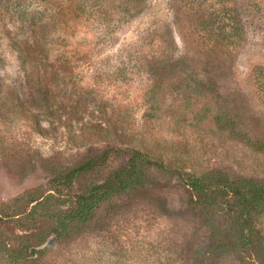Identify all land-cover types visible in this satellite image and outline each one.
<instances>
[{"label":"rangeland","instance_id":"rangeland-1","mask_svg":"<svg viewBox=\"0 0 264 264\" xmlns=\"http://www.w3.org/2000/svg\"><path fill=\"white\" fill-rule=\"evenodd\" d=\"M107 149V165L78 176L51 211L104 182L126 150L174 158L195 176L263 180L264 0H0V264H192L210 235L186 189L155 169L65 241L49 243L46 217L22 215L56 172ZM257 221L264 230V209Z\"/></svg>","mask_w":264,"mask_h":264},{"label":"trees","instance_id":"trees-1","mask_svg":"<svg viewBox=\"0 0 264 264\" xmlns=\"http://www.w3.org/2000/svg\"><path fill=\"white\" fill-rule=\"evenodd\" d=\"M167 62L160 61V67L167 68ZM150 66V63L144 65L146 73H150ZM126 151L130 153L127 161L112 171L104 182L73 196V206L69 210L51 211L49 200L68 198L73 181L80 175L105 167L113 150H103L66 173L56 172L49 182L51 189L38 198L29 197L27 200L29 209L24 210L22 215H26L25 219L34 216L46 217L52 222L50 230L52 239L49 243L65 241L70 235L69 227L89 222L100 206L130 197L146 188V184L149 183L146 172L148 169H155L174 177L176 183L186 189L188 192L186 207L189 213L204 229V238H207V234L210 235L207 243L203 245V241H200L193 249L192 264H205V259H208L206 264H210L212 254L219 256L227 253L239 256L252 255L258 264H264V230L257 221V216L264 209V179L234 177L221 170L195 176L185 173L178 166V160L174 158L165 164L151 158L148 153L138 150ZM20 200L15 203H19ZM219 218L231 221L227 232L223 233L216 226ZM232 227L234 233H231ZM207 245L211 254L205 258L203 248L205 252ZM202 246L204 247L201 248ZM35 253L39 254L42 251H30L29 257H33L32 254Z\"/></svg>","mask_w":264,"mask_h":264}]
</instances>
